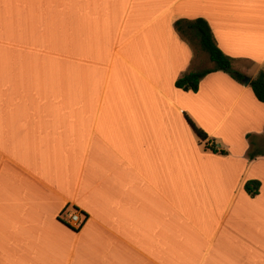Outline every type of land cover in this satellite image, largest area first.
<instances>
[{
  "label": "crops",
  "instance_id": "1",
  "mask_svg": "<svg viewBox=\"0 0 264 264\" xmlns=\"http://www.w3.org/2000/svg\"><path fill=\"white\" fill-rule=\"evenodd\" d=\"M197 19L264 71V0H0V264H264V104L175 87Z\"/></svg>",
  "mask_w": 264,
  "mask_h": 264
},
{
  "label": "trees",
  "instance_id": "2",
  "mask_svg": "<svg viewBox=\"0 0 264 264\" xmlns=\"http://www.w3.org/2000/svg\"><path fill=\"white\" fill-rule=\"evenodd\" d=\"M175 28L182 37L188 34L195 37L198 40L200 48L207 54L212 65V68L196 70L183 75L175 82L176 88L185 92L196 93L198 91L200 81L207 75L215 72H223L234 81L241 84L244 79V75L234 69L233 60L226 56L217 47L213 40L211 30L204 20L197 19L190 22H177L175 24ZM249 86L251 87L255 98L260 103L264 104V71H260L258 75L251 80ZM187 122L194 131L199 142L205 144L206 149L221 155H225L227 153L216 150L214 146H208V143L206 142L208 138L207 135L202 130L197 128L189 118H187ZM257 156H264V152H252L248 154L249 159H253ZM259 187V182L248 181L244 185V190L249 196L254 197L258 193Z\"/></svg>",
  "mask_w": 264,
  "mask_h": 264
},
{
  "label": "rangeland",
  "instance_id": "3",
  "mask_svg": "<svg viewBox=\"0 0 264 264\" xmlns=\"http://www.w3.org/2000/svg\"><path fill=\"white\" fill-rule=\"evenodd\" d=\"M190 37L191 36H187L186 38L189 39V42L192 44V47L195 50V57L199 60V64L197 66L200 67V69H207V68L211 67V65L209 64L208 56L200 48L198 40L194 37H191V38ZM234 69L236 71L240 72L242 75H244V78H248L253 73L252 68L247 66V65L241 64V65L236 66ZM241 85L244 86L243 83H241ZM244 87H246V86H244ZM248 87L250 88V92H252L251 87L249 85H248ZM262 146H263L262 152H264V144H262ZM73 212L74 211L69 213V217L72 215Z\"/></svg>",
  "mask_w": 264,
  "mask_h": 264
},
{
  "label": "built area",
  "instance_id": "4",
  "mask_svg": "<svg viewBox=\"0 0 264 264\" xmlns=\"http://www.w3.org/2000/svg\"><path fill=\"white\" fill-rule=\"evenodd\" d=\"M67 220L66 222L72 226L74 229H79L82 225V220L80 219V216L78 213L72 214L70 217L69 215L66 216Z\"/></svg>",
  "mask_w": 264,
  "mask_h": 264
},
{
  "label": "water",
  "instance_id": "5",
  "mask_svg": "<svg viewBox=\"0 0 264 264\" xmlns=\"http://www.w3.org/2000/svg\"><path fill=\"white\" fill-rule=\"evenodd\" d=\"M250 82H251V79L250 78H244L242 80V83H243L244 86H248L250 84Z\"/></svg>",
  "mask_w": 264,
  "mask_h": 264
}]
</instances>
